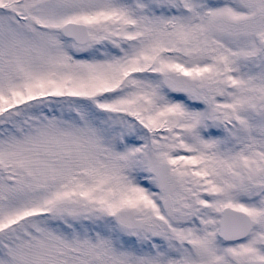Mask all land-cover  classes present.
Returning a JSON list of instances; mask_svg holds the SVG:
<instances>
[{"label":"snow or ice","instance_id":"1","mask_svg":"<svg viewBox=\"0 0 264 264\" xmlns=\"http://www.w3.org/2000/svg\"><path fill=\"white\" fill-rule=\"evenodd\" d=\"M0 264H264V0H0Z\"/></svg>","mask_w":264,"mask_h":264}]
</instances>
